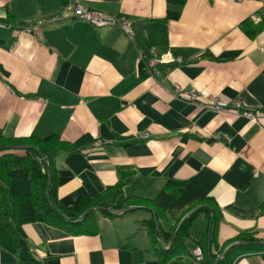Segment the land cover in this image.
Returning a JSON list of instances; mask_svg holds the SVG:
<instances>
[{
    "label": "crops",
    "instance_id": "obj_1",
    "mask_svg": "<svg viewBox=\"0 0 264 264\" xmlns=\"http://www.w3.org/2000/svg\"><path fill=\"white\" fill-rule=\"evenodd\" d=\"M74 1L118 23L75 18ZM1 24L0 138L93 141L50 160L62 208L115 186L150 202L170 180L203 169L221 177L242 161L253 169L248 187L221 179L209 195L221 216L216 245L242 233L264 243V0H0ZM245 24L261 31L251 36ZM18 209L31 259L0 246V264H194L206 236L199 216L184 253L163 259L157 251L170 250L179 225L170 242L156 245L146 223L158 231L168 220L156 205L110 215L91 208L92 234L35 222L29 203ZM235 264L264 258L249 254Z\"/></svg>",
    "mask_w": 264,
    "mask_h": 264
},
{
    "label": "trees",
    "instance_id": "obj_2",
    "mask_svg": "<svg viewBox=\"0 0 264 264\" xmlns=\"http://www.w3.org/2000/svg\"><path fill=\"white\" fill-rule=\"evenodd\" d=\"M1 26H3L1 24ZM245 24L244 30L251 36L257 35L260 28H252ZM93 143L87 136H82L72 144L60 142L56 136H48L42 140L34 137L21 140L0 138V151L13 147H26L25 155L12 157L8 154L0 157V246L16 253L23 261L31 259L27 244L20 230L19 205L29 203L32 207V218L35 222H44L52 226L67 229L80 228L76 233H93L96 231L92 213L80 222V217L89 209L103 211V214L121 212L138 204L149 203L168 220L158 223V231L152 220L146 223L149 236L158 245L160 238L165 243L172 240L168 252L158 249L163 259L177 257L184 253V240L189 238L190 226L199 216L204 220V238L198 241L203 259L200 264H235L240 258L249 254H261L264 258V243L255 238L253 233H242L232 240L216 245L215 235L220 222V213L213 199L209 196L212 188L219 180L227 182L237 190H245L252 178L253 169L242 161H236L230 169L219 176L203 169L192 179L184 182L170 180L162 189L160 196L148 202L138 195L125 196L121 187L115 186L108 192L95 198L82 197L71 207L62 208L56 197L55 177L51 167L53 155L61 150L84 151ZM43 160L47 161L45 168ZM47 169V170H46ZM48 178L50 187L47 191ZM47 191V192H46ZM198 211L183 220L193 209ZM183 220V221H182ZM203 235V236H204ZM170 257V258H171ZM192 262L193 259L191 258ZM165 262L162 261L161 264ZM194 263V262H193Z\"/></svg>",
    "mask_w": 264,
    "mask_h": 264
},
{
    "label": "built area",
    "instance_id": "obj_3",
    "mask_svg": "<svg viewBox=\"0 0 264 264\" xmlns=\"http://www.w3.org/2000/svg\"><path fill=\"white\" fill-rule=\"evenodd\" d=\"M72 13H73V16L75 18H78V19H81V20H84L86 22H89L91 24H93L94 26H97V27H102V26H113V25H116L118 22L115 21L114 19L110 18V17H107V16H104V15H101V14H97V13H94V12H90L88 10H85L84 8H82L78 2H73L72 4ZM257 18H255L254 20H256ZM1 26V25H0ZM159 63V60H154L152 62L151 65H149V67H154L155 64H158ZM157 74V73H156ZM194 98L193 96H191L190 98V101H193ZM234 108L235 109H238L240 107V105L235 102L234 104ZM224 107H226V104H217L216 106V110H222ZM236 114H238L237 111H235ZM244 116L251 120V121H256L257 120V117L252 114V113H249V112H244L243 113ZM193 262L194 264H200L202 262V259H203V256H202V252L200 251V249H196L194 252H193Z\"/></svg>",
    "mask_w": 264,
    "mask_h": 264
},
{
    "label": "water",
    "instance_id": "obj_4",
    "mask_svg": "<svg viewBox=\"0 0 264 264\" xmlns=\"http://www.w3.org/2000/svg\"><path fill=\"white\" fill-rule=\"evenodd\" d=\"M43 163H44L45 166L47 167L46 160H43ZM49 186H50V180L48 179L47 190L49 189ZM136 209H138V208H131V209H129L128 211H132V210H136ZM198 209H199V207L193 209L191 212H189V213L183 218V220L186 219L187 217H189L190 215L194 214L196 211H198ZM88 213H89V211L86 212V213L81 217V220H83V219L88 215ZM183 220H182V221H183ZM181 224H182V222L179 224L177 230L179 229V227H180ZM175 234H176V233H175Z\"/></svg>",
    "mask_w": 264,
    "mask_h": 264
},
{
    "label": "bare ground",
    "instance_id": "obj_5",
    "mask_svg": "<svg viewBox=\"0 0 264 264\" xmlns=\"http://www.w3.org/2000/svg\"><path fill=\"white\" fill-rule=\"evenodd\" d=\"M198 98V97H197Z\"/></svg>",
    "mask_w": 264,
    "mask_h": 264
}]
</instances>
